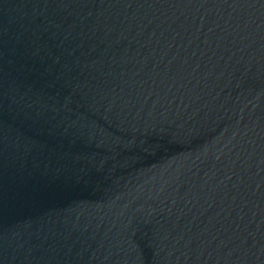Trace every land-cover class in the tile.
<instances>
[{
	"label": "water",
	"instance_id": "1",
	"mask_svg": "<svg viewBox=\"0 0 264 264\" xmlns=\"http://www.w3.org/2000/svg\"><path fill=\"white\" fill-rule=\"evenodd\" d=\"M0 264H264V0H0Z\"/></svg>",
	"mask_w": 264,
	"mask_h": 264
}]
</instances>
